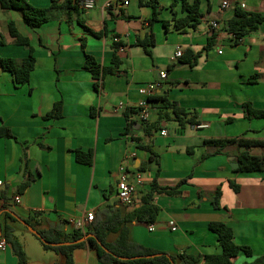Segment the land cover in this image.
Here are the masks:
<instances>
[{
    "label": "crops",
    "instance_id": "crops-1",
    "mask_svg": "<svg viewBox=\"0 0 264 264\" xmlns=\"http://www.w3.org/2000/svg\"><path fill=\"white\" fill-rule=\"evenodd\" d=\"M28 1L46 7L52 0ZM105 1L97 0L91 9H73L39 27L29 26L21 10L0 7V38L5 40L0 56L19 61L30 54L29 47L17 43L10 32V22L15 21L36 58L30 81L21 85L0 63V128L8 127L14 135L0 134V226L7 206L19 217L11 224L27 257L21 263L7 242L0 249V264H64L63 256L45 249L22 220L33 217L36 230L63 221L64 229L73 231L69 220L85 219L89 211L97 214L105 205L119 202L121 165L136 185L135 203L128 208L142 203L157 172L158 182L169 186L192 175L181 184V193L155 195L160 212L153 231L143 221L129 224L133 241L173 255H199L196 264H205L206 255L222 252L209 224L223 221L233 228L235 242L253 252H240L233 264L264 256V171H235L232 162L245 149L237 145L203 158L216 149L205 144L207 138L264 139V119L246 117L243 108L246 101L264 108V23L239 43L226 29L236 5L264 14V0H229L227 7L224 0H201L200 24L182 29L176 19L187 14L183 0H156V8L153 0L111 7H105ZM213 21L219 23L218 35L205 50ZM150 35L156 42L149 53L143 41ZM115 38L122 43L121 64L102 76L97 87L85 67L86 56L93 55L101 66L112 65ZM178 48L200 52L197 65L181 62L175 55ZM163 69L168 76L160 79ZM254 73H259L258 80L250 82ZM159 80L156 93L177 101L188 112L195 111L199 123L181 126L172 108H162L160 101L151 103L148 121L140 117L141 85ZM57 101L63 102L61 116L45 117ZM120 101L126 106L116 109ZM156 120L159 129L147 136L145 126ZM143 141H151L159 162L139 146ZM77 149L91 150L92 162H79ZM250 151L262 155L264 145ZM29 176L30 184L19 192ZM231 180L240 185L238 191ZM219 187L217 209L212 200ZM17 195L20 202L15 201ZM73 258L74 264H110L87 244L75 248Z\"/></svg>",
    "mask_w": 264,
    "mask_h": 264
},
{
    "label": "trees",
    "instance_id": "trees-1",
    "mask_svg": "<svg viewBox=\"0 0 264 264\" xmlns=\"http://www.w3.org/2000/svg\"><path fill=\"white\" fill-rule=\"evenodd\" d=\"M201 0H183V8L187 11L186 16L176 19L177 27L185 28V26L197 27L202 18L200 11ZM152 5L157 7L156 0H153ZM83 6V0H52L51 4L46 7H39L33 5L28 0H0V7L4 9H17L23 13L24 21L31 27H39L47 21L55 18H62L69 15L73 9L78 10ZM157 12H155L154 18H156ZM82 24L83 20L80 19ZM261 23H264V14L261 11L245 9L240 5H236L234 15L227 21L226 29L233 35V41L239 43V39L247 35L251 30L257 29ZM10 32L15 37V40L19 44L28 46L30 54L22 59L17 60L10 57L0 56V63L2 66L11 71L15 84L21 85L30 81L31 72L35 68L36 58L33 53V47L27 36L21 34L16 26L15 21L10 22ZM218 33L213 31L208 38V44L205 50H209L214 44ZM155 36L150 35L149 38L143 41V45L147 52H151L150 47L155 44ZM5 43L3 38H0V44ZM122 43L116 41L113 43L114 55L112 59V65L101 66L97 63L96 58L87 54L85 67L89 69L94 78L97 80L96 85L99 87V80L108 72L117 70L121 64V58L118 55V51ZM85 43L83 42V47ZM200 52H195L192 49L183 51L180 57L181 62L188 64L190 67H194L198 63ZM259 73H254L249 77L250 82H257ZM149 101H160L162 108H172L175 118L181 126L186 124H197L196 112H188L185 107H182L177 101H171L166 95L161 92L155 93L149 97ZM62 101H57L54 108L46 114L45 117H58L62 114ZM244 112L248 118H262L264 119V108H257L251 101H246L243 104ZM148 121V120H146ZM159 120L149 123L145 126V134L152 136L155 130L159 129ZM0 134L2 136L14 137L12 131L8 127H1ZM205 144L214 146L216 149L213 152L205 153L203 158L216 153L223 152L224 148L229 145H237L238 147H245L240 151L238 155L239 166L235 171L242 172H257L264 171V154L257 155L250 151L253 146L264 145V139L246 138L244 136L234 137H220V138H207ZM141 148L148 150L151 153V158L159 162V154L154 150L151 141H143L140 145ZM76 159L79 162L91 163L93 153L91 150L84 151L77 149ZM145 166L142 167L144 169ZM158 172L155 178L151 181L149 190L143 195L142 203L138 206L128 208L121 205L119 202L109 203L105 205L98 213L96 218L87 224L85 230L73 229L71 232H67L64 229L63 221L58 224L50 225L45 229H38V232L42 237L41 242L45 249L54 250L58 254H61L64 258V264H74L73 252L74 249L88 245L94 249L98 258L106 263L110 264H196L201 256L193 255L190 253H181L179 255H173L165 251H161L152 247L145 246L143 244L133 241L130 237L129 224L135 221H143L146 223H153L156 221L160 206L155 203L154 197L157 194H179L181 193L180 186L185 183L187 179L192 176L191 174L183 178L174 186L162 185L158 182ZM32 178L29 176L19 186V192H22L31 182ZM231 186L235 191L240 189V185L231 180ZM221 188L219 187L213 197V205L219 209L221 207L220 197ZM5 221L1 222L2 235L6 238L7 242L12 245L15 255L18 257L21 263L27 261L26 253L21 241L15 233V229L11 224V221L18 220V215L9 207H5L4 210ZM34 228L37 227L33 217L25 219ZM211 230L217 235L222 246V252L216 254H208L205 257V264H233V258L239 255L240 252H245L248 255H252V249L248 245H240L235 242L233 228L223 221H211L209 224ZM115 233L116 238L109 239V236ZM90 235L86 240L80 242H70L63 244H49L45 240L51 242H68L76 241L77 239L87 235ZM45 240H44V239ZM154 255L147 257L148 255ZM139 256V257H134ZM244 264H264V256L257 257L252 262H245Z\"/></svg>",
    "mask_w": 264,
    "mask_h": 264
},
{
    "label": "built area",
    "instance_id": "built-area-1",
    "mask_svg": "<svg viewBox=\"0 0 264 264\" xmlns=\"http://www.w3.org/2000/svg\"><path fill=\"white\" fill-rule=\"evenodd\" d=\"M132 0H106L104 3L105 7H111L113 4H119L128 6L131 3ZM97 4V0H83V7L85 9H91L95 7ZM229 6V0L223 1V7ZM217 28H219V23L217 21L211 22V29L214 31ZM243 38H240L242 40ZM115 41L117 39L115 38ZM183 54V49L178 48L176 50L175 55L177 57H181ZM160 79H164L168 76V72L163 69L159 72ZM161 86V80L159 81H153L148 82L143 85H141L139 92L141 94V99L138 102V111L140 114V117L146 121L150 118V110H151V102L149 101V97L154 95L156 91ZM126 104L124 101H120L116 105V109H123L125 108ZM201 126V125H199ZM162 134H167L165 130L161 132ZM1 183V181H0ZM117 189H118V199L119 203L123 206H130L135 203V196H136V185L134 182L131 181L129 171L125 165H121L120 167V177L117 183ZM16 202L21 201V196L17 195L15 197ZM96 218V214L94 211H89L86 214L85 219H71L69 222L73 225L74 229H81L85 230L88 223L93 221ZM149 230L153 231L155 229L154 223H148ZM173 229H176V227H173ZM7 245V240L4 236L0 237V249H3Z\"/></svg>",
    "mask_w": 264,
    "mask_h": 264
},
{
    "label": "water",
    "instance_id": "water-1",
    "mask_svg": "<svg viewBox=\"0 0 264 264\" xmlns=\"http://www.w3.org/2000/svg\"><path fill=\"white\" fill-rule=\"evenodd\" d=\"M231 158H232V160H234V156L231 157ZM232 166L235 169L238 168L239 162L238 161H233L232 162ZM22 222L24 224H26L29 227V229H31L33 232H35L39 237H42L41 234L38 232V230H36L33 226H31L26 220H22ZM1 233H2V229H1V226H0V235H1ZM90 235H92V234H87V235L77 239L76 241H68V242H51V241L45 240L44 238L43 239L49 244L57 245V244L70 243V242H80V241L86 240ZM151 256H154V255L153 254L152 255H148L147 257H151ZM134 257H139V256H134Z\"/></svg>",
    "mask_w": 264,
    "mask_h": 264
},
{
    "label": "rangeland",
    "instance_id": "rangeland-1",
    "mask_svg": "<svg viewBox=\"0 0 264 264\" xmlns=\"http://www.w3.org/2000/svg\"><path fill=\"white\" fill-rule=\"evenodd\" d=\"M222 30H224V28H223ZM115 237H116V234H115V233H112V234L110 235V238H111V239H114Z\"/></svg>",
    "mask_w": 264,
    "mask_h": 264
}]
</instances>
